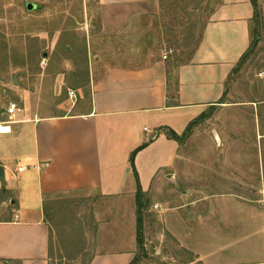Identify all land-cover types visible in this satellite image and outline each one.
Instances as JSON below:
<instances>
[{
	"label": "rangeland",
	"instance_id": "1",
	"mask_svg": "<svg viewBox=\"0 0 264 264\" xmlns=\"http://www.w3.org/2000/svg\"><path fill=\"white\" fill-rule=\"evenodd\" d=\"M27 2L41 10L27 12ZM254 2L250 50L233 69L221 101L187 130L175 169L143 194L139 241L136 200L70 193L48 201L49 264H88L110 249L101 227L109 221H117L123 246L135 237L134 264H203L205 249L220 260L224 223L220 213L210 215L207 200L216 203L229 192L222 188L229 171L264 168V0ZM220 4L157 0L128 8L99 0H0V113L11 103L46 110L69 101L71 90L73 102L80 95L88 99L91 83L108 68L143 66L162 60L169 49L164 61L175 70L191 60ZM256 194L243 191L250 199ZM261 194L264 205V189ZM182 219L190 224L183 226ZM227 240L233 249L235 238Z\"/></svg>",
	"mask_w": 264,
	"mask_h": 264
},
{
	"label": "crops",
	"instance_id": "2",
	"mask_svg": "<svg viewBox=\"0 0 264 264\" xmlns=\"http://www.w3.org/2000/svg\"><path fill=\"white\" fill-rule=\"evenodd\" d=\"M156 1L99 3L132 8ZM255 13L254 0H221L187 64L173 70L156 58L143 66H115L91 83L88 99L80 95L46 110L40 104L17 106L21 111L7 124L10 132L0 133L5 177L0 188V264H49L51 229L45 213L49 200L82 191L136 200L138 185L146 194L156 180L175 169L180 143L159 130L169 128L183 136L221 101L233 69L250 50ZM6 110L0 113V128L9 121ZM150 140L135 155L132 169L131 154ZM19 167L22 172H17ZM228 173L222 188L229 192L216 203H206L210 215L220 213L224 223L220 260L214 262L209 249L201 260L264 264V168L242 167ZM246 190H258L257 198L244 197ZM131 217L136 226L134 212ZM182 224L186 227L190 220L182 219ZM101 227L110 249L97 252L89 264H132L135 237L123 246L117 221ZM226 238H235L233 249Z\"/></svg>",
	"mask_w": 264,
	"mask_h": 264
},
{
	"label": "trees",
	"instance_id": "3",
	"mask_svg": "<svg viewBox=\"0 0 264 264\" xmlns=\"http://www.w3.org/2000/svg\"><path fill=\"white\" fill-rule=\"evenodd\" d=\"M255 16H256V13H255ZM249 52V51H248ZM247 55V54H246ZM245 55V56H246ZM244 56V57H245ZM243 57V58H244ZM194 123H192L191 124V126L193 125ZM189 129V128H188ZM159 132L161 133V134H163V135H165L168 139H171V140H174V141H176V142H178V143H180L181 141H182V139H183V137L185 136V134L183 135V136H178L176 133H174L171 129H169V128H161L160 130H159ZM152 140H150V141H148V142H145V143H143L140 147H138L132 154H131V156H130V159H129V164H130V167L133 169L134 167H133V161H134V157H135V155L139 152V151H141L142 149H144L145 147H147L148 146V144L151 142ZM136 175V174H135ZM142 197H143V193H142V191H141V189H140V186L138 185V187H137V196H136V203H137V240H138V235H139V232H140V225H139V207H140V201H141V199H142ZM45 213L47 214L48 213V206L45 204ZM139 241V240H138ZM134 261H135V259H134ZM134 261H133V263L132 264H134ZM90 262V261H89ZM89 264V263H88Z\"/></svg>",
	"mask_w": 264,
	"mask_h": 264
},
{
	"label": "built area",
	"instance_id": "4",
	"mask_svg": "<svg viewBox=\"0 0 264 264\" xmlns=\"http://www.w3.org/2000/svg\"><path fill=\"white\" fill-rule=\"evenodd\" d=\"M172 54V50H165L164 52H163V55H162V60L164 61V60H167V58L170 56ZM69 98L71 99V100H73V99H75L76 98V94H75V92L74 91H70L69 92ZM21 110L17 107V105L16 104H14V103H11V104H9V106L7 107V110H6V114L9 116V121L8 122H6V125H4L3 126V129H6L7 131H2L1 129L2 128H0V133H9L10 132V127H9V125H7V124H10L11 122H12V120H11V117L15 114V113H19ZM23 171V168L22 167H19L18 169H17V172H22Z\"/></svg>",
	"mask_w": 264,
	"mask_h": 264
},
{
	"label": "water",
	"instance_id": "5",
	"mask_svg": "<svg viewBox=\"0 0 264 264\" xmlns=\"http://www.w3.org/2000/svg\"><path fill=\"white\" fill-rule=\"evenodd\" d=\"M25 9L27 12H32V11H40L41 7H39L38 5L31 3V2H27L25 4ZM14 83H16V80H14ZM0 185L4 186L5 185V177H4V172L3 169L0 167Z\"/></svg>",
	"mask_w": 264,
	"mask_h": 264
},
{
	"label": "bare ground",
	"instance_id": "6",
	"mask_svg": "<svg viewBox=\"0 0 264 264\" xmlns=\"http://www.w3.org/2000/svg\"><path fill=\"white\" fill-rule=\"evenodd\" d=\"M1 128H2V129H1L2 131H7L6 129H3V126H2Z\"/></svg>",
	"mask_w": 264,
	"mask_h": 264
}]
</instances>
